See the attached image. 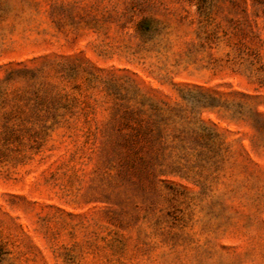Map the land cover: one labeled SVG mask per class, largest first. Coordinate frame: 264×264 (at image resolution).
<instances>
[{
  "label": "rangeland",
  "instance_id": "obj_1",
  "mask_svg": "<svg viewBox=\"0 0 264 264\" xmlns=\"http://www.w3.org/2000/svg\"><path fill=\"white\" fill-rule=\"evenodd\" d=\"M190 1L0 0V264H264V9Z\"/></svg>",
  "mask_w": 264,
  "mask_h": 264
},
{
  "label": "trees",
  "instance_id": "obj_2",
  "mask_svg": "<svg viewBox=\"0 0 264 264\" xmlns=\"http://www.w3.org/2000/svg\"><path fill=\"white\" fill-rule=\"evenodd\" d=\"M229 11L236 15V17H229L233 24V31L231 34L245 33V30L249 29V23L253 21L255 23L258 16V9H264V0H227ZM197 13L205 19L210 17V13L215 6L217 0H193ZM248 6L250 12H248ZM240 14V16H239Z\"/></svg>",
  "mask_w": 264,
  "mask_h": 264
}]
</instances>
